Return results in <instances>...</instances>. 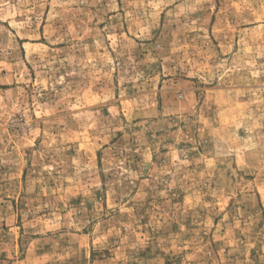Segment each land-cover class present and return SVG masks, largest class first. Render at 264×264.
<instances>
[{
  "label": "rangeland",
  "instance_id": "rangeland-1",
  "mask_svg": "<svg viewBox=\"0 0 264 264\" xmlns=\"http://www.w3.org/2000/svg\"><path fill=\"white\" fill-rule=\"evenodd\" d=\"M0 264H264V0H0Z\"/></svg>",
  "mask_w": 264,
  "mask_h": 264
}]
</instances>
